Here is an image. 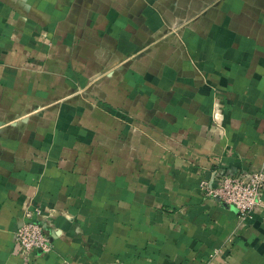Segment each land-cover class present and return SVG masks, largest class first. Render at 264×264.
Masks as SVG:
<instances>
[{
    "label": "crops",
    "instance_id": "0c3cea01",
    "mask_svg": "<svg viewBox=\"0 0 264 264\" xmlns=\"http://www.w3.org/2000/svg\"><path fill=\"white\" fill-rule=\"evenodd\" d=\"M217 168L264 170V0H0V264H264Z\"/></svg>",
    "mask_w": 264,
    "mask_h": 264
},
{
    "label": "built area",
    "instance_id": "2783aa9c",
    "mask_svg": "<svg viewBox=\"0 0 264 264\" xmlns=\"http://www.w3.org/2000/svg\"><path fill=\"white\" fill-rule=\"evenodd\" d=\"M198 188L203 198L233 207L239 217L245 219L261 207L264 170L245 176L242 172L217 168L209 179L199 180ZM43 219L39 209L25 211L24 222L15 233L16 246L27 261H32L35 253H49L52 250Z\"/></svg>",
    "mask_w": 264,
    "mask_h": 264
}]
</instances>
